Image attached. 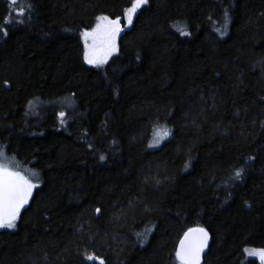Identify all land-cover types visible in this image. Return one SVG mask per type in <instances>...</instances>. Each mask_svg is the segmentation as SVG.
<instances>
[{
    "label": "trees",
    "instance_id": "obj_1",
    "mask_svg": "<svg viewBox=\"0 0 264 264\" xmlns=\"http://www.w3.org/2000/svg\"><path fill=\"white\" fill-rule=\"evenodd\" d=\"M30 3L0 0V146L38 174L0 264H178L196 226L202 264H260L264 0H147L131 25L133 0ZM99 15L123 19L103 69L81 39Z\"/></svg>",
    "mask_w": 264,
    "mask_h": 264
},
{
    "label": "snow or ice",
    "instance_id": "obj_2",
    "mask_svg": "<svg viewBox=\"0 0 264 264\" xmlns=\"http://www.w3.org/2000/svg\"><path fill=\"white\" fill-rule=\"evenodd\" d=\"M147 0H133L130 7L124 10V20L128 25H131L133 18L138 9H140ZM10 12H14L16 17H23L26 13L30 14L32 6L29 0L25 8L20 0H8ZM227 21V13H225ZM96 25L91 31L81 33V39L84 43V60L89 65L100 67L105 64L116 50V40L121 33V17L111 19L108 16H98ZM22 20H14L12 16H7L4 19V25L11 23H22ZM5 31L6 28L0 29ZM187 33L181 31V35ZM33 102L30 101L31 105ZM62 118L65 115L63 112L59 114ZM161 138H167L169 131L166 127L154 129ZM154 146V145H150ZM104 159L103 156L100 157ZM236 178L241 176V171L236 172ZM32 177H38L35 171L19 170V165L15 157L9 158L6 155V150L0 146V228H14L21 209L29 203L33 189L38 187V184L33 183ZM97 213L100 209L96 210ZM208 241V233L203 228H190L184 233L183 238L175 251V257L178 264H200L201 253L204 251ZM247 255L255 256L259 259L260 264H264V248L260 249H245ZM88 259H95L89 256ZM103 264V261H100Z\"/></svg>",
    "mask_w": 264,
    "mask_h": 264
},
{
    "label": "rangeland",
    "instance_id": "obj_3",
    "mask_svg": "<svg viewBox=\"0 0 264 264\" xmlns=\"http://www.w3.org/2000/svg\"><path fill=\"white\" fill-rule=\"evenodd\" d=\"M99 16H106V15H99ZM110 18V17H109ZM111 19H115V18H111ZM122 18H121V27H122ZM97 22V21H96ZM95 27V26H94ZM93 27V28H94ZM92 30V29H91ZM91 30H89V31H91ZM119 36H120V34L118 35V37H117V40H116V50L111 54V56H109V58H108V60H107V62L105 63V64H103L102 66H100V67H96V66H94V65H89V64H87L86 62V64L88 65V66H91V67H93V68H96V69H103L105 66H106V64L110 61V59L112 58V57H114L116 54H117V52H118V39H119ZM84 44V43H83ZM85 61V60H84ZM161 127H166L165 125H163V124H161V125H159L157 128H161ZM167 128V127H166ZM156 129V128H155ZM167 130H168V128H167ZM169 131V130H168ZM170 133V132H169ZM169 136H170V134H169ZM169 136L167 137V138H161V136L159 135V134H157V133H154V130H153V132H152V135H151V137H150V140H149V143H148V147L150 148V149H156V148H158V147H160V145L165 141V140H167L168 138H169ZM150 145H154V146H150ZM7 155V154H6ZM8 156V155H7ZM9 158H12V157H10V156H8ZM18 165H19V170H21V171H25V170H31V171H33L34 169H31V168H25L24 166L25 165H23L22 163H18ZM32 179H33V183H36L37 182V178H35V177H32ZM35 179V180H34ZM36 181V182H35ZM4 229H7V230H12L13 228H11V229H9V228H7V227H3Z\"/></svg>",
    "mask_w": 264,
    "mask_h": 264
},
{
    "label": "water",
    "instance_id": "obj_4",
    "mask_svg": "<svg viewBox=\"0 0 264 264\" xmlns=\"http://www.w3.org/2000/svg\"><path fill=\"white\" fill-rule=\"evenodd\" d=\"M26 206V205H25ZM24 206V207H25ZM23 207V208H24ZM22 208V209H23ZM21 209V210H22ZM191 228H197V227H191ZM199 228H202V227H199ZM190 229V228H189ZM207 233H208V231L205 229V228H203ZM188 231V229L185 231V232H187ZM184 232V233H185ZM184 233L182 234V236L180 237V239H179V241L183 238V236H184ZM179 241H178V244H179ZM209 242H210V239H209V234H208V241H207V245H206V247H205V249H204V251L201 253V259H200V264H202V259H203V257H204V255H205V253L207 252V250H208V246H209ZM178 244H177V246H178ZM177 248V247H176Z\"/></svg>",
    "mask_w": 264,
    "mask_h": 264
}]
</instances>
